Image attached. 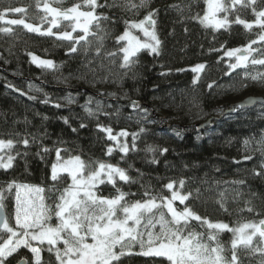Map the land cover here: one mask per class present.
<instances>
[{"label": "trees", "instance_id": "trees-1", "mask_svg": "<svg viewBox=\"0 0 264 264\" xmlns=\"http://www.w3.org/2000/svg\"><path fill=\"white\" fill-rule=\"evenodd\" d=\"M46 1L0 0V16L14 15L24 22L9 24L0 18V140L13 142L11 148H2L13 157L11 166L0 168V205L6 221H12L18 185L41 189L43 206L55 208L70 177L60 173L53 180L52 166L77 156L85 165L84 175L105 163L130 177L129 182L115 178V187L105 181L95 188L98 196L114 198L119 188L127 194L124 201L132 203L148 199L146 190L158 201L170 199L176 191L188 199L184 204L174 201V207L187 206L210 222L234 228L264 220V105L236 109L212 128L194 130V125L220 116L243 97H264V64L252 62L264 60V17L258 16L264 0H241L231 8L223 2L220 14L227 24L217 30L201 23L206 0H145L138 9L130 5L139 0H97L108 6L98 7L96 14L108 19L100 21L99 30L94 21L91 34L79 43L24 26L44 23ZM53 4L60 9L86 7L84 0ZM16 8L22 11H13ZM151 10L156 11L158 54L141 50L131 59L134 63L122 66L116 38L126 21L142 20ZM73 46L77 51H70ZM241 47H249L242 51L245 64L232 68L235 59L223 50ZM33 56L52 61L53 67L38 66ZM200 63L204 67L195 80L192 68ZM133 102L137 107L130 105ZM155 115L166 120H155ZM165 124L177 126L167 129ZM101 127L111 128L117 139L110 140ZM122 131L128 135H118ZM125 144L127 152L121 150ZM168 183H173L171 191ZM153 212L157 218L164 212L171 219L166 208ZM56 221L53 215L48 223ZM190 223L191 230L204 234L207 241V226ZM152 231L158 232L159 225ZM233 238L229 231L218 236L229 260ZM143 239L147 241V235ZM63 248L62 242L56 248L42 245L40 264H60L56 249ZM256 248L237 246V264H264V254ZM125 251L114 264H169L165 258L139 254L138 241H131ZM23 259L36 264L24 249L4 264Z\"/></svg>", "mask_w": 264, "mask_h": 264}, {"label": "snow or ice", "instance_id": "snow-or-ice-1", "mask_svg": "<svg viewBox=\"0 0 264 264\" xmlns=\"http://www.w3.org/2000/svg\"><path fill=\"white\" fill-rule=\"evenodd\" d=\"M84 3L90 8L88 11L78 10L80 5L73 6L66 11H60L56 8L49 7L47 4L44 10L51 14L54 19L53 26L57 21L55 17L62 16L65 20L74 21L72 31L75 32L79 29L84 35L76 39V43L81 40H86L89 35V26L95 21L96 28L100 29V21L107 20L108 17L97 15L96 9L107 7V3L98 4L97 0H84ZM208 4V11L205 13L201 23L211 19L215 22L216 26H222L223 20H215V13L224 10V6L220 0H206ZM145 0H139V4L131 3V8L138 9L144 7ZM13 11L20 12L22 9L16 8ZM155 10H151L145 15L142 20L126 21L127 27L122 35L118 36L117 43L120 41H127L126 46L121 47L120 51L124 53L123 61L125 66L129 63L130 57L134 56L140 49H150L151 52L158 54V40L154 31L149 29L154 27ZM259 17H264V11L258 13ZM2 18V16H0ZM226 19V17H225ZM243 23V21H237ZM260 22L259 20L257 21ZM9 24H22V20H9ZM30 31H39L29 24L24 25ZM245 27L250 28V24ZM131 29H137L143 33L149 40L141 41L138 37L134 36ZM8 31V29H3ZM51 34L49 29L48 33ZM60 39L72 40L71 33L65 32ZM264 39V36L261 37ZM154 42V43H153ZM70 51H77L76 47H71ZM239 49L231 50L226 53L229 57L233 56ZM115 55V53H112ZM239 61H244L247 57H237ZM33 62L38 66L46 68L53 67V62L50 60H38L35 56L32 57ZM254 64H264V60H253ZM238 65H230L236 68ZM203 65H197L192 71L196 72L202 69ZM257 77H253L256 79ZM211 87V86H210ZM71 103V100H69ZM244 103L234 105L231 111L237 108L244 107ZM133 107H137L133 102ZM86 111L91 110L86 108ZM67 122V121H65ZM84 125L82 124L81 127ZM101 131L107 133L110 140H116L117 137L112 134L111 128H100ZM118 135L127 136L126 132H121ZM135 138V134H134ZM28 141L25 140L24 144L27 145ZM264 143V140L261 141ZM13 142L11 140H0V149L8 147L11 148ZM122 151L127 152L128 146L125 144L121 148ZM152 151L151 148L148 149ZM109 153L112 149L110 148ZM163 151H167L164 149ZM59 159V151L57 152ZM13 157H8V163H4L0 158V167H10ZM155 162V161H153ZM264 167V165H262ZM84 163L80 158L74 157L66 161L61 167L62 171L68 172L71 177L72 183L64 189L60 196V203L55 204V208H46L43 205L39 206V211L35 207L18 208L16 215V228L9 226L8 222L4 219L3 214L0 213V230L11 233L7 240L0 245V257L6 258L15 252L21 246L28 247L35 256L36 264H40V249L32 247L29 244L27 237L32 240H38L43 243L45 240L51 246H55L58 241L64 244L61 251L56 249L57 259L60 264H114L119 261L121 256L126 254L125 249L129 247L131 241H138L141 246L139 254L145 256L165 257L170 264H237L238 256L236 254L237 245H249L252 242V236L257 232L260 237H264V228L255 224H243L238 228H231L228 224L223 222L212 223L209 220L196 215L190 208L185 206L183 210L174 207L173 202L179 200L184 204L188 199L185 195H180L176 191H172L171 198H162L158 201L156 196H151L146 190L144 195L149 197L145 200H138L132 203L124 201L126 193L120 191L114 198H107L98 196L93 190L97 184L105 183L103 176L107 177V182L113 184L115 187L114 177L118 176L121 181L129 182L130 177L126 175L125 171L114 167L111 164L99 163V168L92 170L90 174L85 177L83 170ZM259 175V173H257ZM58 177L57 165L52 166V179L56 180ZM183 185V181H181ZM170 191L173 189V183L166 185ZM37 191H42L37 189ZM122 201H124L122 203ZM166 208L167 215L171 217L170 220L166 219L164 212L157 214L153 209ZM252 211L251 208L248 209ZM122 213L123 215H118ZM145 214H148L147 216ZM57 218L55 226L48 223L52 216ZM195 220L200 222L201 226L206 225L210 230L207 233V241L202 239L204 234L197 233L191 230L192 225L190 221ZM142 221H145L142 224ZM131 222V223H129ZM159 225V231L153 232L152 229ZM260 225H264V220L260 221ZM253 228L254 231L248 234L245 230ZM20 230H23L22 232ZM214 230V231H212ZM229 231L234 234L231 241V259L225 255L228 251L223 244L220 243L218 236L219 233ZM147 235V241L143 237ZM13 238H16L13 240ZM89 239L91 242H89ZM128 243H125V241ZM209 242H215L214 245ZM147 244V247L145 245ZM119 248V251L116 249ZM51 251V248L49 249ZM257 251H264L257 249ZM0 264L3 261L0 260Z\"/></svg>", "mask_w": 264, "mask_h": 264}, {"label": "rangeland", "instance_id": "rangeland-1", "mask_svg": "<svg viewBox=\"0 0 264 264\" xmlns=\"http://www.w3.org/2000/svg\"><path fill=\"white\" fill-rule=\"evenodd\" d=\"M54 1H56V0H47L45 3H44V5H43V8H42V11H43V16H42V21L44 20V23H42V24H36V25H34L35 27V29H39V31H35V32H37V34H41V35H48V34H42V33H48L49 32V29L51 30V33H53V34H55V35H57V36H62L63 35V33H65V32H68V33H71V35H72V37H73V39L72 40H74L75 42H76V39H78V37L79 36H81V35H84L79 29H77V31H75V32H73L72 31V27H73V25H74V21H70V20H65L62 16H60V17H55V19H56V21H57V23H56V25L55 26H53V24H52V21H53V19H54V17L51 15V14H49V13H47L45 10H44V6H45V4H47L49 7H53V8H56V9H58V10H60V11H66L67 9H60V8H58V7H56L54 4H53V2ZM225 1H227V3H228V6L231 8V7H234L235 5H237L238 3H240L241 2V0H220V3L221 4H223V2H225ZM243 1H246V0H243ZM248 1V0H247ZM74 6H76V5H74ZM73 7V6H72ZM88 6L86 5V7H79V9L78 10H80V11H88V10H90V8H87ZM85 8H87V9H85ZM208 11V4L207 3H205V9H204V14L202 15V18H201V20L204 18V16H205V13ZM225 17L226 16H224V15H221L220 14V11H218V12H216L215 13V20H223L224 21V23H223V25L222 26H216L215 25V22L211 19V16H210V18H209V20H206V21H204V25L205 26H207V27H210V28H212V29H214V30H217V29H220V28H222L224 25H226L227 24V20L225 19ZM3 21L5 20V21H9V20H18V17L17 16H14V15H7V16H5V17H2L1 18ZM138 22V21H137ZM92 25H93V23L89 26V34H91V32H92ZM150 31H154L155 32V34H156V36H157V38H158V40H159V37H158V34H157V31H156V28H155V25H154V27H152V28H150L149 29ZM125 31V30H124ZM123 31V32H124ZM123 32L121 33V34H119V36L120 35H122L123 34ZM131 32H132V34L134 35V36H136V37H138L141 41H146V40H149V38L148 37H145L144 35H143V33L141 32V31H139V30H137V29H131ZM120 43V49H121V47H123V46H126V44H127V41H120L119 42ZM154 43V42H153ZM158 47H159V45H158ZM248 48L249 47H241V48H237V49H239L240 51H238V52H235V54L233 55V56H231L232 58H234L235 60V62H236V64L237 65H244L245 64V61L246 60H244V61H239L238 59H237V57H240V56H244V52H242V51H246V50H248ZM141 50H147L148 52H150V53H153V52H151L150 51V49H140L139 51H141ZM231 50H236V49H229V48H226V49H224L223 51H224V55L226 56V57H229L228 55H226V53L228 52V51H231ZM138 51V52H139ZM121 52V54H122V57L124 56V53L122 52V51H120ZM138 52H136V54L138 53ZM136 54L134 55V56H136ZM134 56H132V57H130V61H131V59L134 57ZM245 57V56H244ZM198 65H203L204 66V64L203 63H200V64H198ZM196 66H194L193 68H195ZM192 68V69H193ZM203 69V68H202ZM202 69H199L198 71H196L195 73H196V75H195V80H197V78H198V76H199V73L201 72V70ZM194 72V71H193ZM8 155L5 153V151H3V149H0V158H2L3 159V162L4 163H8ZM72 158H70V159H68V160H65V161H59V162H57L56 163V165H57V173L58 174H60V173H67L68 174V172H66V171H62L61 170V167L64 165V163L66 162V161H69V160H71ZM81 160V159H80ZM0 168H5V167H0ZM8 168V167H7ZM98 168H99V166H98ZM83 175H84V173H83ZM85 177H87V175H84ZM70 177V176H69ZM118 176H115L114 177V179L115 178H117ZM105 181H107V177L106 176H103L102 177ZM72 183V181H71V177H70V184ZM100 184H97V186H99ZM96 186V187H97ZM37 189H39V188H34V187H29V186H20V185H18V186H16V188H15V193H16V198H15V205H14V211H13V218H12V221H11V223H8L9 224V226H11V227H13L14 229L16 228V215H17V210H18V208H20V209H22V208H29V209H31V208H33V207H35L36 209H37V211H39V206H41V205H43L42 204V193H41V191H37ZM94 191H95V189H93ZM118 215H123L122 213H118ZM56 223H57V221H56ZM129 223H131V222H129ZM212 223H217V222H212ZM243 224H255V225H257V226H259V227H262V226H264V225H260V221L259 222H257V223H253V222H249V223H242V224H240L239 226H236V227H234V228H238V227H240V226H242ZM51 225H53V226H55L56 224H51ZM21 232L23 231V230H20ZM248 234H251L253 231H254V229L253 228H248V229H246L245 230ZM11 235V233H9V232H6V231H3V236L2 235H0V245H2L3 243H4V241L5 240H7L8 239V237ZM234 235V234H233ZM16 238H13V240H15ZM26 239H28V241H29V244L32 246V247H37L38 249H40L41 248V246L42 245H45V246H50V247H52L51 245H49L48 243H47V241L45 240L43 243H41L40 241H38V240H32L31 239V237L29 236V237H27ZM89 242H91V240L89 239ZM58 243H60V241H58L57 242V244ZM57 244L54 246L55 248L57 247ZM239 245H241V244H238L237 246H239ZM251 245H257V248H256V251H257V249H262V250H264V237H260L259 236V233L257 232L255 235H253L252 236V242H251V244H249V245H247V246H251ZM26 250L29 254H30V256H31V260H32V263H36L35 262V256H34V254L30 251V249L28 248V247H25V246H21L20 248H18L15 252H13L11 255H13L14 253H16V252H18V251H20V250ZM117 251V250H116ZM141 252V251H140ZM139 252V253H140ZM257 252H259V253H263L264 254V251H257ZM10 255V256H11ZM10 256H7L6 258H3V257H0V260H2L3 261V264H4V261L7 259V258H9ZM39 256H40V258H41V251L39 252ZM145 256V255H144ZM162 258H165V257H162ZM166 259V258H165ZM167 260V259H166ZM168 261V260H167ZM169 262V261H168ZM169 264H170V262H169Z\"/></svg>", "mask_w": 264, "mask_h": 264}, {"label": "water", "instance_id": "water-1", "mask_svg": "<svg viewBox=\"0 0 264 264\" xmlns=\"http://www.w3.org/2000/svg\"><path fill=\"white\" fill-rule=\"evenodd\" d=\"M83 91V89H81ZM241 103H244V107L242 108H237V109H240V110H246V109H252L254 108L255 106H259V105H264V97L263 96H254V95H250V96H246V97H243L242 99L240 100H237L236 102H233L230 107L228 109H226L220 116H213V117H210L209 119L203 121V122H200V123H197L196 125H194V130L199 133V132H202L206 129H209V128H212L214 126V123L219 121L221 118L223 117H226V116H229V115H232L234 111H231V109L233 108L234 105H239ZM131 106H133V103H130ZM155 120H160V121H165L166 118L162 115H155ZM177 125L175 124H165L164 125V128H172V127H176ZM0 213L3 214V217L4 219L6 220V212L4 210V208L2 207V205H0ZM262 228H264V226H262ZM2 230H0L1 232ZM27 261L26 259H23L21 261H19L18 263L16 264H26Z\"/></svg>", "mask_w": 264, "mask_h": 264}]
</instances>
